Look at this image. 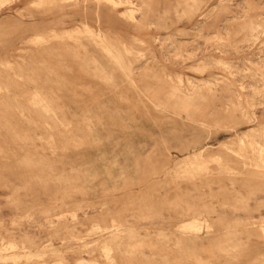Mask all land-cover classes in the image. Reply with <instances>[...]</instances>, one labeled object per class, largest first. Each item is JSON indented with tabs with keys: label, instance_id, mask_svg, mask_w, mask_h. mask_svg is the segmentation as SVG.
Instances as JSON below:
<instances>
[{
	"label": "rangeland",
	"instance_id": "374dc122",
	"mask_svg": "<svg viewBox=\"0 0 264 264\" xmlns=\"http://www.w3.org/2000/svg\"><path fill=\"white\" fill-rule=\"evenodd\" d=\"M0 264H264V0H0Z\"/></svg>",
	"mask_w": 264,
	"mask_h": 264
},
{
	"label": "bare ground",
	"instance_id": "6f19581e",
	"mask_svg": "<svg viewBox=\"0 0 264 264\" xmlns=\"http://www.w3.org/2000/svg\"><path fill=\"white\" fill-rule=\"evenodd\" d=\"M36 119V118H35ZM71 125V124H70Z\"/></svg>",
	"mask_w": 264,
	"mask_h": 264
}]
</instances>
